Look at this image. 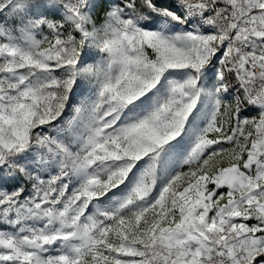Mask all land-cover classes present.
Listing matches in <instances>:
<instances>
[{
  "label": "snow or ice",
  "instance_id": "snow-or-ice-1",
  "mask_svg": "<svg viewBox=\"0 0 264 264\" xmlns=\"http://www.w3.org/2000/svg\"><path fill=\"white\" fill-rule=\"evenodd\" d=\"M0 264H264V0H0Z\"/></svg>",
  "mask_w": 264,
  "mask_h": 264
}]
</instances>
